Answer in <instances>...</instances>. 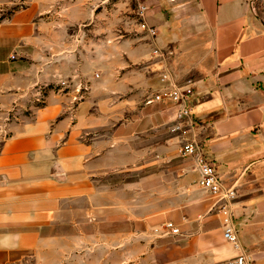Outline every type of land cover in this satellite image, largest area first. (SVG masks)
<instances>
[{
  "label": "crops",
  "instance_id": "0c3cea01",
  "mask_svg": "<svg viewBox=\"0 0 264 264\" xmlns=\"http://www.w3.org/2000/svg\"><path fill=\"white\" fill-rule=\"evenodd\" d=\"M17 1L0 0V125L9 134L0 149V264H233L238 252L215 200L170 132L176 108L122 96L165 88L160 63L143 68L135 89L115 88L112 70L84 76L90 93L74 108L46 67L64 32L88 26L94 0H29L13 11ZM145 1L155 45L174 53L171 72L195 85L193 118L205 157L236 190L241 242L264 264V0L255 16L256 0ZM152 56L135 48L126 61ZM166 222L182 235L154 234Z\"/></svg>",
  "mask_w": 264,
  "mask_h": 264
},
{
  "label": "built area",
  "instance_id": "2783aa9c",
  "mask_svg": "<svg viewBox=\"0 0 264 264\" xmlns=\"http://www.w3.org/2000/svg\"><path fill=\"white\" fill-rule=\"evenodd\" d=\"M133 1L135 3L137 25L153 42V57L162 66L159 77L161 82L167 85L161 91L149 97L145 104L146 106L163 105L176 108L177 115L170 132L180 139L181 157L189 159L192 162L194 171L199 174V186L215 200L213 211L221 218L224 239L238 252L233 264H255L254 258L246 251L241 242L239 229L236 224L234 215V207L237 202L236 190L223 184L215 166L204 155L200 141L201 133L193 118L195 106L192 98L195 85L191 80L180 81L176 79L169 66V61L174 55L173 51L169 48H159L155 45L158 31L148 23L149 7L147 2L145 0ZM28 3L29 0H18L13 11L24 9ZM261 4V0L252 2L249 6L250 13L254 16L257 15ZM96 78H99V76L97 75ZM57 88L64 95L69 94L72 106L77 108L78 105L87 99L90 93V82L82 79L65 80L61 81ZM41 98V93H37L33 98L34 103L40 104L42 102ZM8 137L9 134L6 132L2 136L1 141H6ZM154 234L160 238L180 237L182 231L180 226L172 222H166L161 228H155Z\"/></svg>",
  "mask_w": 264,
  "mask_h": 264
},
{
  "label": "rangeland",
  "instance_id": "374dc122",
  "mask_svg": "<svg viewBox=\"0 0 264 264\" xmlns=\"http://www.w3.org/2000/svg\"><path fill=\"white\" fill-rule=\"evenodd\" d=\"M89 7L94 11V16L87 22L88 26L82 29L72 27V29L64 32L63 38L66 43L56 47L60 50V55L48 63L46 74L52 72L59 74L58 81L60 83L65 80H87L83 79L84 76L96 77L99 75L102 78L108 70H112L115 71V74L109 79L115 88L124 85L135 89V83L140 85L144 82L145 78L141 76L143 68L152 62H158V60L152 56V60L148 61L143 58L136 64L126 61L135 48L141 57H147L154 50L151 39L137 25L134 1L94 0ZM65 13L67 10L62 13L60 18H63ZM68 34L72 35V45L68 43ZM117 39H121L119 44L121 47L123 44L125 45L124 58H117ZM140 46L142 47L139 48ZM140 49L142 53L139 52ZM146 76L154 80L157 74L150 70ZM55 90L59 91L58 88ZM154 93L152 87L141 86L136 88L135 92L128 90L122 96L129 102H135L137 105L145 107L146 100ZM0 128L1 149L3 144L1 138L6 133V127L0 125ZM161 227L162 225L156 229Z\"/></svg>",
  "mask_w": 264,
  "mask_h": 264
}]
</instances>
